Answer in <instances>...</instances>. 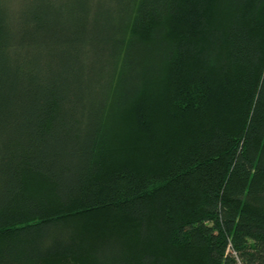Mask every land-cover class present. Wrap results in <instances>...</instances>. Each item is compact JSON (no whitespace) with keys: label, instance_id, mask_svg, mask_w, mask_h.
Instances as JSON below:
<instances>
[{"label":"trees","instance_id":"1","mask_svg":"<svg viewBox=\"0 0 264 264\" xmlns=\"http://www.w3.org/2000/svg\"><path fill=\"white\" fill-rule=\"evenodd\" d=\"M264 264V0H0V264Z\"/></svg>","mask_w":264,"mask_h":264},{"label":"rangeland","instance_id":"2","mask_svg":"<svg viewBox=\"0 0 264 264\" xmlns=\"http://www.w3.org/2000/svg\"><path fill=\"white\" fill-rule=\"evenodd\" d=\"M86 257H59L40 264H90Z\"/></svg>","mask_w":264,"mask_h":264}]
</instances>
